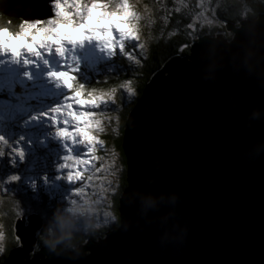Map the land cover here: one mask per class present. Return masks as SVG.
I'll return each instance as SVG.
<instances>
[{
	"label": "water",
	"instance_id": "95a60500",
	"mask_svg": "<svg viewBox=\"0 0 264 264\" xmlns=\"http://www.w3.org/2000/svg\"><path fill=\"white\" fill-rule=\"evenodd\" d=\"M37 3L0 0V13L45 18L28 13ZM226 27L230 40L202 35L166 60L129 111L119 226L36 249L41 217L23 215L1 264H264V113L251 116L264 73L245 68L250 52L264 65V12Z\"/></svg>",
	"mask_w": 264,
	"mask_h": 264
},
{
	"label": "rangeland",
	"instance_id": "374dc122",
	"mask_svg": "<svg viewBox=\"0 0 264 264\" xmlns=\"http://www.w3.org/2000/svg\"><path fill=\"white\" fill-rule=\"evenodd\" d=\"M34 1L38 2V6L28 13L34 15L40 11L46 15L45 18L24 21L22 34L0 30V90L6 88L13 91L12 94L15 87L21 90L20 96L14 101H8L5 97L0 99V212L4 210V200L1 199L6 193L3 183L7 182L9 176L16 175L18 180L9 183L8 188L12 184L19 193L34 199L41 193L47 194L46 201L60 204L59 215L73 229L81 231L82 234L94 232L100 226L103 227L113 221L114 200L120 190L124 172L121 153L113 142L121 123L120 111L123 108L116 101L119 90L114 87L87 96L80 92L79 99L83 103L76 109L69 110L81 117L78 123L85 129L81 134V142L89 147V151L92 152L89 159L94 161L88 168L81 165V171H69L65 173V179H58L62 173L58 172L57 166L66 152L65 144L55 133L66 131L68 125L56 128L53 118H56V123L71 120L65 109L67 105L76 101L70 102L67 99L68 90L58 79L50 77L49 71L65 70L67 63H71L75 68V75L82 69L84 60L90 59L96 65L104 64L105 72H109L106 78L121 75L111 70L116 68L117 57L127 55L128 51L125 49L127 43L124 47V42L128 41L132 45L135 42L131 41L136 39L138 46L143 42L140 28L145 18L138 10V4L142 5V2L83 0V6L75 13L77 21L83 19L88 9L96 5L100 16L110 17L119 25L115 28L119 38L108 39L112 46V54H108V50L99 41L69 42L57 31L66 26L64 21L60 19L48 21L53 13L51 0ZM117 12L119 15H116ZM206 19L211 22L212 17ZM212 22H215V19ZM68 23L71 24V21ZM97 28L100 29L97 35L105 32L107 37H111L106 25L102 29L97 25ZM38 35L41 36L39 40L36 39ZM27 44H33L31 51L28 50ZM58 47L63 48L62 56L56 51ZM13 48L17 49L16 55L12 53ZM117 48L120 49L119 52L115 51ZM92 66L95 67L94 64ZM135 93L131 83L123 86L121 91V95H124L127 101L131 100ZM101 103L105 108L102 112L84 110ZM55 108L61 111L52 112L51 109ZM90 129L96 130L97 138L92 135ZM98 144L100 146L94 152L93 149ZM16 148L22 150V157H16ZM71 150L73 155H79L83 151L79 146L72 147ZM53 198L60 199L61 202L52 200ZM5 242L4 227L0 223V256Z\"/></svg>",
	"mask_w": 264,
	"mask_h": 264
},
{
	"label": "trees",
	"instance_id": "16d2710c",
	"mask_svg": "<svg viewBox=\"0 0 264 264\" xmlns=\"http://www.w3.org/2000/svg\"><path fill=\"white\" fill-rule=\"evenodd\" d=\"M140 1L142 5L141 3L138 4V10L145 18L140 28V36L143 42L140 43V46L138 43L132 45L127 43L126 57H117V61L115 60L116 68L111 71L119 72L121 75L106 78V74L109 72H105L104 64L96 65L90 59L84 60L82 69L75 73L78 88L82 95L87 96L96 92L95 90H110L114 87L119 90L116 101L123 108L120 111L121 123L117 134L113 137V142L121 153L124 172L120 181V190L114 200L113 221L103 227L100 226L94 232L82 234L81 231L73 229L59 215V203L46 201L47 194L46 196L41 193L38 198L34 199L29 195L19 193L11 184V187L8 188L10 191H5V196L1 199L4 200V210L0 212V223L4 227L6 242L0 256V264L9 251L19 245V240L15 234V225L23 215L37 213L41 217L43 226L36 233V249L45 244L55 245L56 243L72 247L84 243L89 237H100L107 230L117 228L120 224L119 197L127 186V163L122 147L125 121L129 111L142 95L146 84L170 57L176 54L187 55L192 43L200 36L222 34L226 40H230L233 34L227 29V23L239 25L240 21L255 19L264 12V0ZM209 16L212 17L211 22L206 19H209ZM214 19L215 22H212ZM24 21L26 20L22 17H9L0 13V30H7L12 34H22ZM128 83L134 86L136 93L131 100L127 101L124 95H121V91L123 86L125 87ZM16 91L17 94H21V90L17 89ZM4 97L10 99L11 96L8 92L0 90V99ZM52 200L58 199L53 198Z\"/></svg>",
	"mask_w": 264,
	"mask_h": 264
},
{
	"label": "snow or ice",
	"instance_id": "6c2138e0",
	"mask_svg": "<svg viewBox=\"0 0 264 264\" xmlns=\"http://www.w3.org/2000/svg\"><path fill=\"white\" fill-rule=\"evenodd\" d=\"M83 6V0H51V7L53 9V13L51 18L48 19V21L53 20H63L65 27H62L60 29H57L58 33L61 36H64L69 40V42H83V41H90L95 40L99 41L105 49L108 50V54H112V46L108 42L109 38H119L115 28L119 27V25L112 20L110 17H104L100 16L96 10V5H93L90 7L87 11V15L83 17V19L77 21L75 19V13L79 12L80 8ZM116 15H119V12L116 13ZM71 21V24L68 22ZM97 25L100 26V28H104L105 25L107 26L108 32L111 33V37H107V33L100 32L99 35H97V32L100 31V29L97 28ZM115 25V27L113 26ZM36 39H41V36H36ZM131 42H135V44L138 42L136 39H133ZM126 43L128 41H125L123 46L125 47ZM27 48L29 51L33 49V44H27ZM126 48V47H125ZM57 53L61 56L63 55V48L58 47L56 49ZM116 52H119L120 49L117 48L115 50ZM13 55L17 54V49H12ZM35 55H39V53H35ZM74 59V57L72 58ZM27 63V62H26ZM45 64L47 65V61H45ZM75 68L72 66L71 63H67L65 70L61 71H49V76L58 79L68 90L67 99L71 101H76V103H70L67 105L65 111L68 116L71 117V120H64L63 123H56V118H53V124L56 128H63L64 124H67L68 127L66 131H57L55 133L56 136L61 138V141L65 144V152L66 154L62 157L61 163L57 166L58 172L62 173L61 176H58V179H65V173L69 171H81V165H83V168H88L89 165L94 161L92 159H89L92 156V152L89 151V147L86 145V143L81 142V134L85 131V129L78 123V121L81 119V117L77 114H75L73 111H70L69 109H76L79 107L80 104L83 103L82 100L79 99L80 97V91L78 88V84L74 75ZM97 91V90H95ZM98 92V91H97ZM101 92V91H100ZM85 111H92V112H102L105 110L104 104L101 103L97 105L96 107H93L91 109L85 108ZM52 112L59 113L61 109L55 108L51 109ZM45 115V114H42ZM47 117V115H45ZM91 131L92 135L97 138V132L96 130H89ZM86 139V138H85ZM79 146L82 147L83 151L79 155H73L72 153V147ZM100 145L98 144L95 149H93L94 152H96V149ZM23 152L21 149L16 148V157H22ZM18 180V177L16 175H11L7 178V182L3 183V188L5 191H10L7 187L9 183H15ZM71 181L69 180V184ZM19 231L17 226V232ZM17 240H20V236H16ZM22 242V241H21Z\"/></svg>",
	"mask_w": 264,
	"mask_h": 264
},
{
	"label": "clouds",
	"instance_id": "9594fccd",
	"mask_svg": "<svg viewBox=\"0 0 264 264\" xmlns=\"http://www.w3.org/2000/svg\"><path fill=\"white\" fill-rule=\"evenodd\" d=\"M255 55V53H248L246 54L245 57V68L247 70L248 75H253L255 72H260V73H264V65H260L259 63L257 64H252V58ZM262 113H264V109H260V110H253V112L251 113V116L253 119L258 118L259 115H261Z\"/></svg>",
	"mask_w": 264,
	"mask_h": 264
}]
</instances>
